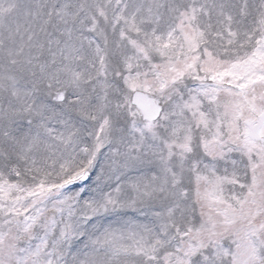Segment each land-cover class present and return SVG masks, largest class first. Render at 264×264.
I'll return each instance as SVG.
<instances>
[{
    "label": "snow or ice",
    "instance_id": "6c2138e0",
    "mask_svg": "<svg viewBox=\"0 0 264 264\" xmlns=\"http://www.w3.org/2000/svg\"><path fill=\"white\" fill-rule=\"evenodd\" d=\"M0 264H264V0H0Z\"/></svg>",
    "mask_w": 264,
    "mask_h": 264
}]
</instances>
